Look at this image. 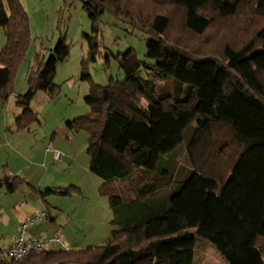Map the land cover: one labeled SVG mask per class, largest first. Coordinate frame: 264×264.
<instances>
[{
  "label": "trees",
  "instance_id": "1",
  "mask_svg": "<svg viewBox=\"0 0 264 264\" xmlns=\"http://www.w3.org/2000/svg\"><path fill=\"white\" fill-rule=\"evenodd\" d=\"M83 4L93 31L84 35L90 57L82 63V79L91 84L85 99L91 116L68 127L89 134L90 169L105 182L115 230L106 245L33 252L0 258V264H195L197 239L227 264H264V0ZM105 12L147 36V61L134 49L120 53L115 59L125 80L98 86L87 63L97 60ZM244 16L249 37L206 38L217 21ZM0 30L6 39L1 103L32 42L21 0H0ZM69 56L61 38L56 57L38 61L28 92L19 96L24 116H35L31 103L38 91H54L58 63ZM186 136L189 169L182 175L175 162ZM18 179H0V186L14 192Z\"/></svg>",
  "mask_w": 264,
  "mask_h": 264
},
{
  "label": "rangeland",
  "instance_id": "2",
  "mask_svg": "<svg viewBox=\"0 0 264 264\" xmlns=\"http://www.w3.org/2000/svg\"><path fill=\"white\" fill-rule=\"evenodd\" d=\"M21 2L30 17L32 42L15 72L11 95L0 103V174L3 178L20 174L26 182L10 196L9 202L3 204L9 208L13 203L23 201L37 207L40 212L35 215H39L44 210L45 199L52 205V213L58 215L57 224L48 232L44 231L47 236L61 237L70 250L106 245L115 227L109 199L102 190L105 182L89 170V134L86 131L71 132L68 127V123L77 118L91 116L85 101L91 84L82 79V63L90 57V46L84 35H93L92 21L83 0ZM246 19L244 16L235 21H217L206 38L217 43L243 40L245 36L249 37L245 32L249 30ZM100 28L97 60L88 61L87 66L93 83L107 86L112 79L122 82L126 78L115 59L120 53L134 49L142 61H147L148 38L109 12L102 15ZM61 38L70 46V56L68 61L58 63L53 81L56 88L53 92L38 91L31 103L35 116H24L18 105L19 96L28 92L29 80L36 72L38 61L49 62L56 57ZM5 44L0 30V50ZM187 142L188 136L178 148L177 174L185 175L189 169L183 162ZM56 151L63 154L62 160H56ZM39 187H42V193L48 189L69 188L70 193L55 192L43 198ZM7 217L10 214L3 223ZM43 223L52 225L45 218L33 226L36 228ZM0 227L2 241L3 228ZM197 240L195 264H227L212 245ZM54 248L61 249L60 246Z\"/></svg>",
  "mask_w": 264,
  "mask_h": 264
},
{
  "label": "crops",
  "instance_id": "3",
  "mask_svg": "<svg viewBox=\"0 0 264 264\" xmlns=\"http://www.w3.org/2000/svg\"><path fill=\"white\" fill-rule=\"evenodd\" d=\"M89 170L91 171L90 159H89ZM2 176H3V174H0V179H3V180H6V179L12 180L15 178H19V179L17 180L18 186L14 192H9L7 186H0V190H1V192H0V226H2V228H3V232H1L2 233L1 239H3V240L0 241V247L2 246V248H0V251L9 249L11 247V245L20 237V235H21L20 229L22 232V226L28 221V219H30L33 216H36L35 214L40 212L39 210H36V209H38L37 207L33 208L28 203L25 204L23 201L22 202L17 201L15 203H13V205L10 206L9 208H6L3 203L9 202L10 196L11 195L13 196L18 191L19 187L22 184H24L26 181L22 178V176L20 174H18L16 177L8 176L7 178H3ZM72 187H74V186H72ZM48 190H58V193H61L60 192L61 189H48ZM39 192L42 195V187H39ZM43 198H44V196H43ZM43 203H44V207H43L44 210L41 211V213H45L46 216H44L40 220H43L46 218L48 220V222L50 221L52 223V225H50L49 223H43L41 226L35 228V226H36L35 224L38 221H40V220H38L35 224H33L35 226H33V225L29 226L27 233L25 235V239L27 241L52 239L50 236H47L46 233L49 231V228L54 226V224H57L58 215H54L52 213L51 208H53V207L49 203V201L44 199ZM54 209L56 210L57 208H54ZM7 214H10V217H7L8 220H6V222L3 223L4 222L3 219L6 217ZM30 230H31V232L29 235L28 232ZM44 231H47V232H44ZM67 239H68L67 241L70 242V239L69 238H67ZM61 240H62V238H61ZM54 247H56V246H52L49 250H56ZM74 250H80V249H74Z\"/></svg>",
  "mask_w": 264,
  "mask_h": 264
},
{
  "label": "built area",
  "instance_id": "4",
  "mask_svg": "<svg viewBox=\"0 0 264 264\" xmlns=\"http://www.w3.org/2000/svg\"><path fill=\"white\" fill-rule=\"evenodd\" d=\"M56 160H62L63 154L59 151L55 152ZM45 213L33 216L22 226L20 237L7 250L0 251V258L4 259H22L33 252H42L49 250L52 246H60L61 249H67L66 244L63 243L60 237L50 240H30L25 239V235L29 226L35 224L38 220L43 218Z\"/></svg>",
  "mask_w": 264,
  "mask_h": 264
}]
</instances>
